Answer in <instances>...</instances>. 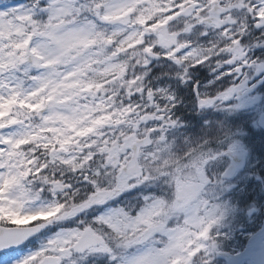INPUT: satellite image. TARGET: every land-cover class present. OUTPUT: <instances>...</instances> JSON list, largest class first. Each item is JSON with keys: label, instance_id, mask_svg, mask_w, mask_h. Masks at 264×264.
<instances>
[{"label": "snow or ice", "instance_id": "snow-or-ice-1", "mask_svg": "<svg viewBox=\"0 0 264 264\" xmlns=\"http://www.w3.org/2000/svg\"><path fill=\"white\" fill-rule=\"evenodd\" d=\"M138 2L139 0H124L120 7L126 9V17L128 13L137 10ZM187 2L189 7L178 2L175 8H169L163 20L153 27H157L159 23H168L173 16L179 19L182 16L196 15L197 21L203 23L204 18L199 13L205 10L192 3V0ZM116 8L117 5L112 0H33L30 6L21 5L15 10L16 15L28 22L30 34L17 29V34L25 35L24 39L10 41L6 45L0 43V67L5 59L11 67L18 64L47 67L40 84L48 89V98L55 100L66 95L64 89L72 87L68 77H76L87 62V57L81 56L82 50L96 45L100 39L97 24L87 18L81 21L79 17L82 13H90L98 21L113 22L118 19ZM241 9L251 18V25L244 24L238 33L232 35L224 32L226 47L218 52L193 43L189 36L187 43L179 44L177 48L165 49L163 56L153 58L173 66L172 74L167 79L174 80L178 87L183 86L192 94L189 100L193 111L199 110L201 113L197 119L198 127L215 130L228 124L230 134L221 141V147L227 151L220 156L224 178L222 192L228 194V199L222 198L217 205L212 206L206 217L195 215L198 208L186 210L188 222L197 228L200 237L205 238L197 243L195 251L185 247L189 242L186 238L191 235L186 228L169 232L164 226L149 223L144 241L160 231L168 236L165 247L146 246L135 253H126L119 257V264H181L175 257L185 252L188 255L183 264H190L191 257L197 253L201 255L197 257L195 264H264V0H247V3L241 5ZM160 10L152 0H145L138 9L140 14L136 16V22L143 25L146 20L144 13L147 12V21L152 24L151 17ZM230 11L231 9H225L221 5L219 12L210 8L205 16L210 17L209 23L223 27L224 21L219 17ZM45 16L47 19H44ZM227 23L235 24L236 21L230 18ZM6 31L10 37L11 32L6 29L4 14L0 12V41H3ZM185 31L199 32L200 28L193 29L189 25ZM157 35L163 36L166 32L162 30ZM201 38L209 39L207 33H203ZM5 48L8 49L6 57L3 55ZM146 51L159 53L161 49L149 47ZM76 57L80 59L77 60ZM69 63H75L76 70L62 76L56 69L61 64ZM194 73L200 75L194 76ZM200 76L204 77L203 83ZM16 87L22 90V82H18ZM167 88L164 85L162 90ZM213 88L214 92L209 91ZM20 96L21 92L16 91L9 98L0 100V111H10L20 101ZM178 100L180 104H177ZM167 103L178 111L184 100L172 92ZM23 104L36 109L43 106V102L33 105L24 101ZM52 107L55 108V104ZM212 109L223 113V123L219 119L210 118ZM44 119L46 122L54 119V113L50 112ZM0 142L8 149L7 152L0 149V168L4 169L0 172V188H23L27 173L20 171L18 165L7 161L17 155L14 149L26 141L5 140L0 137ZM132 191L134 189L121 186L116 192L101 193L92 206L103 209L105 202L115 199L118 194ZM121 215L116 210L108 209L99 219L106 220L119 232L124 227ZM217 217L224 219L226 223L223 228L217 227L212 231H220L222 235L210 236L212 226L208 224L205 227V221L214 222ZM30 218V215L20 210L18 204L14 206V202L5 203L0 200V264H63L58 256L45 258L43 247L35 251L28 248L29 245L36 244L39 235H43L47 227L26 224L25 221ZM76 235L79 243L75 251L102 250L113 255L90 230L85 229ZM70 236L71 233H57L55 239H50V250L65 254L60 242L71 243ZM233 244L235 247L232 251L225 250ZM125 247H131V242Z\"/></svg>", "mask_w": 264, "mask_h": 264}, {"label": "rangeland", "instance_id": "rangeland-1", "mask_svg": "<svg viewBox=\"0 0 264 264\" xmlns=\"http://www.w3.org/2000/svg\"><path fill=\"white\" fill-rule=\"evenodd\" d=\"M32 2L33 0H0V12L4 14L6 29L11 32V36L9 37L6 31L3 41H0V43L6 45L10 41L24 39L25 35L17 34V29L30 34L28 33V22L19 19L15 10L19 9L21 5L30 6ZM112 2L117 5L115 13L118 17L113 22L104 23L98 21L90 13V15L82 13L85 14V17H79L81 21L87 18L97 24L100 39L96 45L82 50L81 56H86L87 62L83 64L82 71L77 72L76 77H68L72 87L64 89V92L67 93L66 95H61L55 100L48 98V89L43 88L40 84L42 76L47 72V67L37 68L28 64H18L16 67H11L7 59L3 60V66L0 67V100H5L10 95L15 94L16 91H20L21 96L20 101H18V107L24 108H22V115L19 118L11 114L14 106L8 112L0 111V137H3L5 140L26 141L25 144L14 149L17 155L7 161V163L18 165L20 171L27 173L25 176L26 183L23 188H0V200H3L5 203L14 202V206L18 204L23 213L30 215L32 218L27 219L25 223H30L37 219L48 221V229L43 235L39 236L35 245H29L28 248L35 251L43 247L44 257L49 254L59 255L63 258L64 264H78L80 261V259L76 261V258L71 255V245L78 238L76 234L82 233L83 228L86 226L83 223L79 224L77 221L78 213L83 208L76 207L68 211V206L62 204V200L55 198L58 193L64 192L69 187V184L52 181L51 179L47 181L45 174H40L39 180L42 183H48V190L51 193L49 197L46 195L42 196L41 191L38 190L41 186L36 185L37 169L39 167L46 169L47 167L61 165L67 168L71 165L76 170L83 160V150L87 146L95 144V149L100 154L106 155V158L101 166L95 165L89 168V174L100 176L102 173L108 172V174L115 175L118 172L119 183L116 185L121 188V186L126 187L123 183L128 182L131 178L139 180L141 174L145 175L144 169L146 170L150 163H159L162 166L164 161H171L178 146V133L169 132L170 128H174L171 125L177 119L173 118L172 122L170 116L162 118L156 112L140 116V112L145 108L144 103L134 104L133 108L126 109V111L125 108L117 107V103L112 99H107L97 94L98 88H90L87 84L93 85V82L98 80L107 82L108 80L112 81L121 78L122 74L128 70L125 65H127V56L129 55L123 51L126 48L136 47L137 50L144 51V49L151 47L148 45L152 43L153 47H160L161 51L159 54H164L165 49L177 48L179 44L187 43L189 36L193 43L200 46L201 42L193 39V36L198 33L196 31L186 32V28L191 25L195 29L209 23L210 17L205 16V12L210 8H214L216 12H219L221 5L225 9H231L230 12H225L219 17L221 21H224L223 27L212 24L207 26V29L211 28V30H207L205 33L208 34L209 38H211L210 35H213L222 40L225 39L224 32L232 35L235 32L234 26L236 24L227 23V21L231 18L237 22L241 5L247 3V0H233L232 2L230 0H192V3L198 4L205 10V12L199 13L204 18L203 23L197 21L196 15L182 16L179 19L173 16L168 23H159L157 27H153L152 24L148 23L147 12L144 13L146 20L143 25L136 22L135 18L140 14L138 9L141 4L145 3V0H139L137 10L128 13L127 17L124 15L126 9L120 7L124 0H112ZM178 2H183L185 7L189 5L187 0H152V3L157 4L161 9L160 11H156L151 17L152 21L158 22L163 20L167 10L175 8ZM158 17L162 19H158ZM128 18H130L128 22H124ZM44 19H47V17L45 16ZM174 23H182L183 26L179 30H174L172 26ZM162 30L166 32V35H157ZM203 33L201 32L200 34L202 35ZM101 37H105V39L102 40ZM100 40L102 42H99ZM204 47L212 48V44L204 45ZM7 53L8 49L5 48L3 55L6 57ZM76 59L79 60L80 57H76ZM144 62V65H146L149 61ZM76 67L75 63L61 64L56 70L62 76H67L69 72L75 71ZM124 75L127 76V71ZM18 82H22V90L17 89L16 85ZM134 87H137V84L130 88ZM162 89H164V86L159 84L158 88L154 90L155 98L159 101H164L169 108L172 105L169 106L170 103H167V100L171 93L174 92V89ZM24 101L33 105L43 102V106L39 109L35 107L29 108L24 106ZM53 104H55V108L52 107ZM177 104H180V101ZM189 106H191V103ZM190 110H193L192 106ZM196 111L200 113L199 110ZM35 112L41 113V117L34 118ZM50 112L54 113V119L46 122L44 117H47ZM176 116L180 117L177 112ZM117 130H121L120 134L123 135L122 142L119 143L116 140L111 143L109 135L115 134ZM148 132L152 134L154 144L141 155L143 172L130 177L125 173L124 165L132 155L134 141ZM32 146L41 153L38 162L42 163L36 164V161L34 162L31 154L28 152V149ZM0 149H3L4 152L8 150L2 142H0ZM225 150L227 149L225 148ZM206 152L195 155L194 160L200 161L202 157L208 155ZM184 157L188 162H192L191 155L190 157ZM191 165L185 163L181 166L182 169L190 172L188 169ZM216 165L217 167H221V161ZM2 171L4 169L0 168V172ZM176 171L177 169H173L164 172L170 177L171 181H174V184L178 182L177 186H173V189L176 194L175 197L178 199H176L177 202L183 205L184 210L174 218L171 216L163 226L169 232L186 228L191 235L186 238L189 242L186 243L185 247L191 251H195L197 243L205 238L200 237L197 228L188 222L186 210L198 208L195 215L206 217L211 212L212 206L217 205L221 201V197L208 198L211 203L209 206L204 204L208 199L204 198L207 192H205V187L203 186L207 184L209 179H207L201 167H195L196 175L191 176L195 178H191L188 175L185 181L176 179ZM192 188L194 191H192ZM112 192L115 191L113 189L99 190V192L92 196L90 204L101 193ZM146 194H148L147 191L141 198L142 206L135 209L132 215H130V212L133 209L130 206L117 205L121 203V194H118L115 199L104 203L103 210L96 217L97 223H100L104 227H96L97 233L103 237L104 246L110 250V244L117 243L118 249L114 247L111 249L113 253L111 256L113 258H106V260L111 258L109 260L110 264H119V257L124 255V251L128 248L125 245L131 242L132 239H137L139 246H134L132 252L128 254L135 253L146 246L163 248L168 242V236L162 234L160 231H156L146 241L143 238L149 229L144 230L139 235L135 233L142 226L148 227L149 223L157 225V218L164 215L165 212L156 196ZM226 195L227 193H224V197ZM96 209H100V207ZM108 209L122 213L120 220L124 227L121 231L117 232L106 220L99 219ZM94 213V211L90 212L91 215ZM91 220L92 218H90L89 222ZM208 224L212 226L209 230L211 235L212 229H216L218 226L217 223L211 220H206L204 226L207 227ZM106 231L108 234L104 235L103 233ZM57 233L62 235L71 233V243L67 241L60 242V247L65 250V254L63 255L60 252H52L50 250L52 247L50 239H55ZM217 235H222V232L217 231ZM128 236L129 238L126 242H121L122 239H127ZM133 245L131 242V246ZM116 251L119 253H116ZM102 253L106 252L102 250L93 251V255ZM8 255H15V253H8ZM187 255L188 253L185 252L175 257V259L180 260L181 264H183L184 258ZM199 256V253H197L196 256L191 257L190 264H195Z\"/></svg>", "mask_w": 264, "mask_h": 264}, {"label": "trees", "instance_id": "trees-1", "mask_svg": "<svg viewBox=\"0 0 264 264\" xmlns=\"http://www.w3.org/2000/svg\"><path fill=\"white\" fill-rule=\"evenodd\" d=\"M144 54V53H142ZM140 53V55H142ZM146 56V54H144ZM144 56V57H145ZM152 69V71L150 72V75L151 76H154V77H158V74L159 72L157 71V68H150ZM119 89V86L117 87ZM114 93H112V96H113V99L114 101L117 103L118 106H123V107H126L127 104L129 103L128 102V99H127V96H125V91L124 89L123 90H118ZM136 99V98H135ZM140 100V98H139ZM149 103L148 105V108L147 109H144L143 111L140 112V116L146 114V113H150V112H160V109L162 107V105H159L160 101L158 100H152V99H149L148 101H146ZM22 108L21 107H15L14 108V111H12V115H15L17 117H20L22 115ZM170 114V112H168ZM167 113V115H169ZM171 115V114H170ZM194 116L197 115L196 113L193 114ZM198 116V115H197ZM34 118H36V116L34 115ZM205 131V130H203ZM93 149H95L94 147H89L87 149V154L88 155H91L93 156L94 153H93ZM184 149V154L186 156H190V147L188 145H185L183 147ZM28 152L31 154V157L32 158H35V157H38L39 154H41L39 151H37L35 149L34 146L30 147L28 149ZM56 173H54V175H51V173L49 172H45L44 171V174L45 175H48L49 178H58V176H61L62 178H66L68 181H71L73 183V186H71L64 195H61L60 196V200H62V204H65L68 206V210L69 209H72L73 207L81 204L82 202H84L91 193H93V188H88L86 186H84L82 183H81V180L82 178H79V176H75V175H71L70 172H58V170H55ZM62 174H64L65 176H62ZM83 178H84V175H83ZM154 182V179L153 178H149V180H147V185L146 187L144 188H147L151 183ZM143 188V189H144ZM143 189H137L134 194L136 193L137 195H140L142 193V190ZM87 219V217L85 216V214H82L79 216V220L84 222L85 220Z\"/></svg>", "mask_w": 264, "mask_h": 264}, {"label": "clouds", "instance_id": "clouds-1", "mask_svg": "<svg viewBox=\"0 0 264 264\" xmlns=\"http://www.w3.org/2000/svg\"><path fill=\"white\" fill-rule=\"evenodd\" d=\"M69 23H71V21H69ZM149 177H152L153 179H157L162 183H167L170 179V177L165 174L161 164L159 163L157 164L150 163L147 166L144 179L147 180ZM222 185H223V181L217 174L216 179L207 185L208 190L207 193L205 194L206 197L214 198L224 195V193L222 192ZM157 200L161 204L162 208L165 209L164 215H161L157 218L156 221L157 225L163 226L164 223H166L171 216H176L184 210L183 205L178 203L177 200L171 196L165 197L163 194H161L159 197H157ZM214 223H217L218 227L223 228L226 221L220 217H217V220L214 221Z\"/></svg>", "mask_w": 264, "mask_h": 264}, {"label": "water", "instance_id": "water-1", "mask_svg": "<svg viewBox=\"0 0 264 264\" xmlns=\"http://www.w3.org/2000/svg\"><path fill=\"white\" fill-rule=\"evenodd\" d=\"M149 55L151 57H157L154 53L150 52ZM152 145V138L150 135H147L145 138L143 139H140L138 140L136 143H135V153H134V156L128 161L127 165H126V170L127 172L129 173H132L136 170L139 169V165H138V159H139V155L141 153V149L143 147H148V146H151ZM37 227H42V226H47V223H42V224H39V225H35ZM47 228V227H46ZM86 229L90 230L92 235L96 238H99L94 232H93V229L92 227H87ZM85 231V230H84ZM100 239V238H99ZM101 240V239H100ZM79 243V240L74 244L73 248L75 250V247L76 245ZM93 243H95L93 241ZM86 251V250H85ZM77 253H82L80 251H76ZM84 252V251H83ZM53 257H56V256H47L46 258H53Z\"/></svg>", "mask_w": 264, "mask_h": 264}, {"label": "flooded vegetation", "instance_id": "flooded-vegetation-1", "mask_svg": "<svg viewBox=\"0 0 264 264\" xmlns=\"http://www.w3.org/2000/svg\"><path fill=\"white\" fill-rule=\"evenodd\" d=\"M162 63V62H161ZM183 89H185V88H183V86H180L179 87V89H177L176 90V93L178 94V95H180V96H183ZM214 89V88H213ZM213 89H210V91H213ZM211 134H213V132L211 133ZM181 172H179V173H176L175 174V176H177L179 179H180V176H181ZM206 177H207V179H209V181L207 182V184L205 185V186H207L210 182H211V180L213 179V173H208V174H206ZM220 177H221V175H220ZM222 179V181H223V183H224V179L223 178H221ZM132 181H130L129 182V186L130 185H132ZM205 186H203V187H205ZM192 191H194V189L192 188ZM205 192H207V187L205 188ZM130 207H131V205H130ZM114 248H116V244L113 246Z\"/></svg>", "mask_w": 264, "mask_h": 264}]
</instances>
